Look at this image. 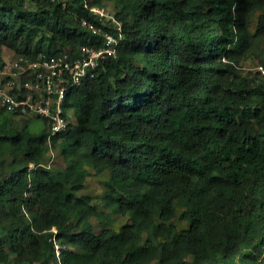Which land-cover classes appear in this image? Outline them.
<instances>
[{
  "label": "trees",
  "instance_id": "trees-1",
  "mask_svg": "<svg viewBox=\"0 0 264 264\" xmlns=\"http://www.w3.org/2000/svg\"><path fill=\"white\" fill-rule=\"evenodd\" d=\"M108 5L117 56L69 93L66 132L0 108V263L264 264V0H0V67L103 47L82 21L119 37Z\"/></svg>",
  "mask_w": 264,
  "mask_h": 264
},
{
  "label": "built area",
  "instance_id": "built-area-1",
  "mask_svg": "<svg viewBox=\"0 0 264 264\" xmlns=\"http://www.w3.org/2000/svg\"><path fill=\"white\" fill-rule=\"evenodd\" d=\"M90 11L98 16L100 22L111 20L116 23L113 14L108 16L95 8ZM82 25L94 35L102 36L104 46L82 47L80 55L75 57L68 54L50 57L43 53L35 59L18 56L0 67V108L20 117L45 120L50 145L55 136L68 129L64 103L69 93L81 86L87 76H94L101 60L107 56H117L121 40V26L118 23L115 28L120 33L119 37L87 20H83ZM258 70L264 74L262 67H258ZM53 152L52 148L50 154ZM51 165L52 160L47 162V166ZM30 167L33 168V165ZM53 232L56 234V229ZM52 240L56 257L60 258L56 236Z\"/></svg>",
  "mask_w": 264,
  "mask_h": 264
},
{
  "label": "rangeland",
  "instance_id": "rangeland-1",
  "mask_svg": "<svg viewBox=\"0 0 264 264\" xmlns=\"http://www.w3.org/2000/svg\"><path fill=\"white\" fill-rule=\"evenodd\" d=\"M109 8H95L97 10H99L100 12H105L108 16L112 15V12H110V9L112 8L111 5H108ZM17 56H14V53L9 51L8 49H5L3 52V58H4V62H9L13 59H15ZM257 62L253 60L251 62H244L243 66L245 67V70L247 71H253L256 70V65ZM44 127V123L42 120H37V121H32L31 124V130H40ZM52 160V165H56V166H62L63 165V161L61 156L59 155V153L57 151L51 153L49 155V158L47 159L48 161ZM108 178L107 174H105L102 177H96V176H92L87 180L86 183V190L84 192L85 195L90 196L91 198H93L95 201L99 202V203H103L102 202V196L104 195V182L105 180ZM82 194V192H81ZM110 212V211H109ZM128 221V217L126 216H121V215H113L112 217V222H113V226L119 230L120 226L124 225L126 222ZM93 223L96 226V229L98 230V226H99V222L96 219H93ZM179 228H186L187 225L184 223H177Z\"/></svg>",
  "mask_w": 264,
  "mask_h": 264
}]
</instances>
